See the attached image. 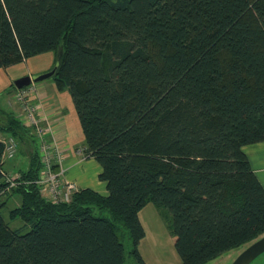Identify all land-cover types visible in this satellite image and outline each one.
I'll return each mask as SVG.
<instances>
[{
  "label": "trees",
  "instance_id": "16d2710c",
  "mask_svg": "<svg viewBox=\"0 0 264 264\" xmlns=\"http://www.w3.org/2000/svg\"><path fill=\"white\" fill-rule=\"evenodd\" d=\"M45 53H61L49 80L69 93L107 195L44 199L37 138L2 112L26 163L4 194L0 162V211L19 197L8 219L21 222L0 213V264H145L148 203L170 215L179 264L264 235V189L241 150L264 141V0H0V68Z\"/></svg>",
  "mask_w": 264,
  "mask_h": 264
},
{
  "label": "crops",
  "instance_id": "0c3cea01",
  "mask_svg": "<svg viewBox=\"0 0 264 264\" xmlns=\"http://www.w3.org/2000/svg\"><path fill=\"white\" fill-rule=\"evenodd\" d=\"M44 55H47L45 58L46 67H35L34 71H29L27 75L31 76L51 69L55 58L52 53H45ZM28 60L26 59L24 62ZM13 67L15 66L13 65L4 69L0 68V115L2 112H5L12 114L20 120L23 108L11 99V94L16 90L13 85L14 80L17 77H22L24 74H10V69ZM26 89L31 90L28 101L30 106L35 108L34 118L37 120L39 126L45 127L47 130L45 139L50 141L55 138L57 145L65 152V160L61 166L65 179L74 182L79 189L89 188L100 195H107L106 183L98 179V175L101 172L99 164L94 159H85V157L82 159L74 153L73 140L75 135L79 134L80 127L69 93L67 91H57L54 84L48 81L31 84ZM5 93H8V99L3 97ZM2 106H7V108H3ZM69 131L71 138L69 137ZM241 150L246 155L254 175L264 189V141L242 146ZM25 163L26 160L22 158V155L17 154L13 159L5 161L2 164V169L8 173H18V170L23 168ZM10 199L16 201L15 206L20 202L19 197L16 196ZM138 219L145 233L138 244L140 257L145 264H165L167 260L160 253L162 249L161 239L167 235L166 233L169 231V228L164 224L163 216H161L160 211L153 204L148 203L139 211ZM151 242H157L158 250L150 248L151 255L148 261L146 258H148V248ZM174 260L176 264H179V257L176 260L174 256Z\"/></svg>",
  "mask_w": 264,
  "mask_h": 264
},
{
  "label": "built area",
  "instance_id": "2783aa9c",
  "mask_svg": "<svg viewBox=\"0 0 264 264\" xmlns=\"http://www.w3.org/2000/svg\"><path fill=\"white\" fill-rule=\"evenodd\" d=\"M28 88V87H27ZM31 90L23 88L16 89L12 94V100L22 106L23 110L20 114V121L31 129L38 141V155L42 170L36 184L39 187L41 196L53 203L69 202L74 192L78 190L75 184L67 181L64 177V171L61 168V161L63 155L58 150L56 139L46 140L45 134L47 132L45 127L39 126L37 120L34 118L35 108L30 106L28 101ZM0 142L3 145V152L1 155V165L8 160H11L16 155L17 146L14 138L10 136H3L0 134ZM54 162H56L54 164ZM55 168V169H54ZM2 177L7 184L3 193H8L12 188L16 187L18 173H8L1 169Z\"/></svg>",
  "mask_w": 264,
  "mask_h": 264
},
{
  "label": "rangeland",
  "instance_id": "374dc122",
  "mask_svg": "<svg viewBox=\"0 0 264 264\" xmlns=\"http://www.w3.org/2000/svg\"><path fill=\"white\" fill-rule=\"evenodd\" d=\"M46 56L47 55L42 54V55H38V56H34V57H31V58H28L29 60L27 62H24L23 61V62H21L19 64L14 65L15 67H13L12 69H10V74H16V75L24 74L23 76H25V75H27V73L29 71L30 72L31 71H34V68L35 67L44 68V67H46V65H45V63H46V59H45ZM17 78H19V77H17ZM47 81L48 82H51V80H49V79ZM47 81H44V82H47ZM62 92H64V91H62ZM12 94H11V99H12ZM3 97H5L6 99H8V93H5L3 95ZM3 108H7V106H4ZM76 118H77V115H76ZM78 123H79V121H78ZM79 127H80V125H79ZM69 137L71 138L70 131H69ZM73 141H74L73 149H75L74 150V153H76L82 159H84V155H83V152H82V146L84 144V136H83L81 127H80L79 134L78 135H75ZM58 150L61 151V154L64 156L65 152H63L62 148L59 147ZM64 160L65 159L63 157V159L61 161V166H62V163H64ZM55 163L56 162H54V164ZM5 168H7V167H5ZM72 183H74V182H72ZM75 187L78 188V186L76 184H75ZM15 205H16V201L14 199H10V200H8L6 206L0 211L1 216L3 217L4 221L10 226V228H13V229L14 228H17V227H19L21 225V222L19 220H15V221H11L10 222L9 219H8L9 211L12 208H14ZM163 217H164V221H163L164 224L166 226H169V223H170V215L167 213V211H164V216ZM168 230L169 231L166 233L167 235L161 239L162 249H161V252L160 253H162L164 255L165 259L167 260V262L165 264H176V261L174 260V256H175V259L176 260H177L178 257H177V254L175 253V249H174L173 242H172V239H171L170 229H168ZM119 238H120V241H121V243H122L125 251L127 252L129 250V248H130V241H129L128 237H127V234L126 233H122ZM254 241H252V242H254ZM252 242H250V243L249 242L243 243V244H241L239 246H236L234 248H231V249L223 252L222 254L218 255L217 257L208 260L207 262H205L203 264H231L232 261L247 246H249ZM151 247L154 250H158L157 242H151V244H150V246L148 248V255H147L148 258H146L148 261H149L150 255H151V250H150ZM125 263L126 264H138L137 261L134 259V257L131 254H129V253H126ZM249 264H264V252L261 253L256 258H254Z\"/></svg>",
  "mask_w": 264,
  "mask_h": 264
},
{
  "label": "water",
  "instance_id": "95a60500",
  "mask_svg": "<svg viewBox=\"0 0 264 264\" xmlns=\"http://www.w3.org/2000/svg\"><path fill=\"white\" fill-rule=\"evenodd\" d=\"M61 53L55 56V62L51 69L46 72L34 75H25L14 80L13 85L16 89H23L31 84H38L53 78L59 69ZM264 252V235L247 246L231 264H249L254 258Z\"/></svg>",
  "mask_w": 264,
  "mask_h": 264
}]
</instances>
